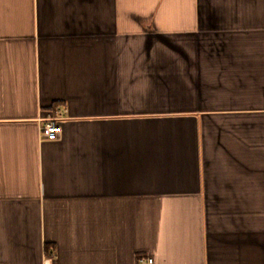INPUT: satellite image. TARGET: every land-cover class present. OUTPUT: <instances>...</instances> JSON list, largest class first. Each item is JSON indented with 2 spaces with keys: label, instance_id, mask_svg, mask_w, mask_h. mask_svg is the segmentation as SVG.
I'll use <instances>...</instances> for the list:
<instances>
[{
  "label": "crops",
  "instance_id": "obj_1",
  "mask_svg": "<svg viewBox=\"0 0 264 264\" xmlns=\"http://www.w3.org/2000/svg\"><path fill=\"white\" fill-rule=\"evenodd\" d=\"M149 258L264 264V0H0V264Z\"/></svg>",
  "mask_w": 264,
  "mask_h": 264
},
{
  "label": "built area",
  "instance_id": "obj_2",
  "mask_svg": "<svg viewBox=\"0 0 264 264\" xmlns=\"http://www.w3.org/2000/svg\"><path fill=\"white\" fill-rule=\"evenodd\" d=\"M62 133V126L60 120L50 119L41 126L39 136L42 140L54 141L58 140ZM152 263V258L143 261L142 264Z\"/></svg>",
  "mask_w": 264,
  "mask_h": 264
}]
</instances>
